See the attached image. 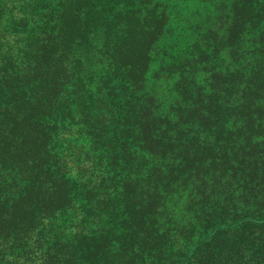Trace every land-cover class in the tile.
<instances>
[{"label": "trees", "instance_id": "1", "mask_svg": "<svg viewBox=\"0 0 264 264\" xmlns=\"http://www.w3.org/2000/svg\"><path fill=\"white\" fill-rule=\"evenodd\" d=\"M247 1L157 63L160 0H0V264H264Z\"/></svg>", "mask_w": 264, "mask_h": 264}, {"label": "rangeland", "instance_id": "2", "mask_svg": "<svg viewBox=\"0 0 264 264\" xmlns=\"http://www.w3.org/2000/svg\"><path fill=\"white\" fill-rule=\"evenodd\" d=\"M248 0L247 2H254ZM255 1L254 4L257 3ZM166 4V32L159 37L153 52L157 63L176 47L202 46V43L224 36L231 20V8L243 6L246 0H160ZM242 10V9H241ZM244 11V10H242ZM249 44L253 34H243ZM227 47L220 50L222 57L227 55ZM160 82V81H159ZM65 218L59 216V219Z\"/></svg>", "mask_w": 264, "mask_h": 264}]
</instances>
